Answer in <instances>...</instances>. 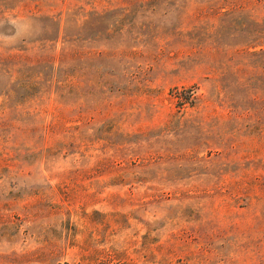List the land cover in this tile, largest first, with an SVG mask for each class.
<instances>
[{
  "label": "rangeland",
  "instance_id": "1",
  "mask_svg": "<svg viewBox=\"0 0 264 264\" xmlns=\"http://www.w3.org/2000/svg\"><path fill=\"white\" fill-rule=\"evenodd\" d=\"M259 12L0 0V264H264Z\"/></svg>",
  "mask_w": 264,
  "mask_h": 264
},
{
  "label": "trees",
  "instance_id": "2",
  "mask_svg": "<svg viewBox=\"0 0 264 264\" xmlns=\"http://www.w3.org/2000/svg\"><path fill=\"white\" fill-rule=\"evenodd\" d=\"M252 2L255 6L256 11H260L259 13H261L264 10V0H252ZM177 98L180 100L181 105H184L188 102V98L186 96H183L181 92H179V96H177Z\"/></svg>",
  "mask_w": 264,
  "mask_h": 264
}]
</instances>
